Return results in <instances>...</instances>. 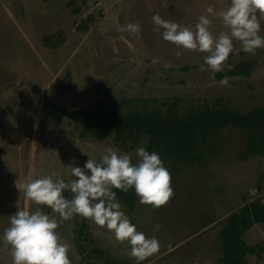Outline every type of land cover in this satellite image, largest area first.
<instances>
[{"label": "rangeland", "instance_id": "374dc122", "mask_svg": "<svg viewBox=\"0 0 264 264\" xmlns=\"http://www.w3.org/2000/svg\"><path fill=\"white\" fill-rule=\"evenodd\" d=\"M229 5L230 0H0V264H12L3 234L18 208L41 207L58 218L51 209L28 200L16 181L51 175L70 183L75 179L72 166L82 167L89 158L98 160L108 147L130 154L133 163L138 161L139 147L148 151L145 136L135 145L130 140L123 146L115 143L114 136L106 140L84 136L79 125L58 115L54 104L89 108L98 99L126 98L147 108H166L177 100L183 111L217 100L242 112L264 106V48L253 55L235 42L226 70L213 73L204 64L206 53L165 41L163 29L156 31L152 19L159 14L181 28H194L206 15L213 20L210 31L219 36L227 29L206 8L213 6L219 12ZM129 23L140 24L138 35L118 30ZM261 24L264 36V21ZM49 36L52 40L47 41ZM252 60L255 69L249 77L227 72ZM221 73L229 78V87L221 86ZM248 135L243 127L223 128L209 144L218 145V154L199 165L161 157L172 174L175 193L165 206L153 209L138 201L133 209L118 199L129 218L133 215L137 229L161 243L159 253L142 264H223L220 232L230 215L246 200L264 201V156L241 155ZM80 220L62 221L57 229L70 245L72 264H137L122 247L98 254L101 242L117 243L113 232L89 219V237L101 236L100 243L85 240L87 255L80 254ZM245 239L251 244L264 242V223H256ZM248 256L251 264H264V253L263 259L256 253Z\"/></svg>", "mask_w": 264, "mask_h": 264}, {"label": "clouds", "instance_id": "9594fccd", "mask_svg": "<svg viewBox=\"0 0 264 264\" xmlns=\"http://www.w3.org/2000/svg\"><path fill=\"white\" fill-rule=\"evenodd\" d=\"M206 12L221 18L227 32L213 35L210 31L213 20L206 15L199 17L194 28H181L178 23L165 20L159 14L152 19L156 31L163 29L165 41L184 50L206 53L204 64L213 73L226 70L235 42H239L243 51L253 55L256 50L264 48V36L260 35L264 0H230V5L224 10L216 12L213 6H208ZM118 30L136 36L141 26L129 23ZM181 54L176 52L177 57ZM204 70L201 65V71ZM220 84L229 87V78L225 75ZM136 156L138 161L133 163L130 154H121L108 147L98 160L89 158L82 167L72 166L71 175L75 179L70 183L59 177L53 179L51 175L26 183L16 181V188L28 200L51 209L59 219L46 214L41 207L35 211L18 208L10 216V226L3 234L4 245L11 249L12 264H72L70 245L63 242L57 229L62 221L71 220L76 215L113 232L119 243L130 247L129 255L137 264L159 253L161 243L158 238L137 229L122 210L113 189L125 193L134 189L139 203L158 209L169 204L175 195L172 174L158 153L139 147ZM65 191L72 193L71 199L65 197ZM160 227L157 224L155 229Z\"/></svg>", "mask_w": 264, "mask_h": 264}, {"label": "trees", "instance_id": "16d2710c", "mask_svg": "<svg viewBox=\"0 0 264 264\" xmlns=\"http://www.w3.org/2000/svg\"><path fill=\"white\" fill-rule=\"evenodd\" d=\"M52 36L47 37L50 41ZM52 40V39H51ZM255 69V61L240 62L228 68L231 75L251 76ZM224 76L223 73L220 74ZM99 90V89H98ZM111 93V90H108ZM128 106L126 109L125 106ZM60 117H68L81 127V134H91L98 140H106L114 136L118 146L126 145L132 140L135 145L143 136L147 139L148 151L156 152L168 161L184 165H199L210 156L218 154V145H209L210 139L223 128L243 127L249 131L246 147L241 155L264 156V106L258 105L247 112L233 108L230 102L217 100L214 104H200L185 111L181 110L177 100L167 104L166 108H153L132 105L131 100L123 98L119 101L96 100L89 108L70 109L54 104ZM117 199L124 200L127 206L135 208L139 198L134 189L127 193L113 189ZM65 197L72 198L70 191ZM81 218L78 231L79 249L87 255L85 240L93 242L89 237V226L86 218ZM264 223V201L258 197L246 200L230 217L221 229V246L223 264H251L249 254H257L263 259L264 242L251 244L245 234L256 223ZM98 254L104 250L96 248Z\"/></svg>", "mask_w": 264, "mask_h": 264}, {"label": "crops", "instance_id": "0c3cea01", "mask_svg": "<svg viewBox=\"0 0 264 264\" xmlns=\"http://www.w3.org/2000/svg\"><path fill=\"white\" fill-rule=\"evenodd\" d=\"M137 207V206H136ZM136 209V208H135ZM122 210L123 211H125V208L124 207H122ZM128 217H129V213L128 214H126ZM75 217V216H74ZM76 218V217H75ZM79 219V218H78ZM132 219H133V215H132ZM132 219L130 218V220H131V222L132 223H134L135 225H136V222L135 221H132ZM77 224H78V226H79V222H77ZM137 227H138V225H136ZM93 232V231H92ZM107 233V232H106ZM106 233H105V235H106ZM78 237V236H77ZM91 237V236H90ZM92 239H93V242H96V244H98L99 245V243H100V238H101V236H99V235H96L95 233H93V235H92V237H91ZM114 242H116L117 243V246H114L115 244L114 243H109V244H107L106 243V245L104 244V242H101L100 243V248L101 249H103L104 250V254H108V251L111 253V250H114V249H117V248H119L120 247V249H121V247L123 248V251H126L128 254H129V252H130V247L125 243V244H121V243H119L116 239H115V236H114ZM108 250V251H107ZM81 254V253H80ZM199 257H200V255H198ZM199 257L197 258V261H199ZM221 258V257H220ZM130 262V261H129Z\"/></svg>", "mask_w": 264, "mask_h": 264}]
</instances>
